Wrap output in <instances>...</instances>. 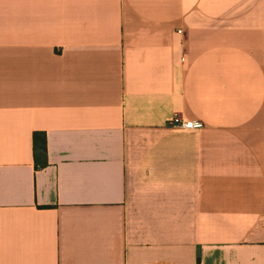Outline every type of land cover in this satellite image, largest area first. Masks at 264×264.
I'll list each match as a JSON object with an SVG mask.
<instances>
[{"label": "crops", "instance_id": "1", "mask_svg": "<svg viewBox=\"0 0 264 264\" xmlns=\"http://www.w3.org/2000/svg\"><path fill=\"white\" fill-rule=\"evenodd\" d=\"M0 264H264V0H0Z\"/></svg>", "mask_w": 264, "mask_h": 264}, {"label": "built area", "instance_id": "2", "mask_svg": "<svg viewBox=\"0 0 264 264\" xmlns=\"http://www.w3.org/2000/svg\"><path fill=\"white\" fill-rule=\"evenodd\" d=\"M167 125L174 129L185 130H201L205 126L204 122L200 120H187L180 116H174L171 120H169Z\"/></svg>", "mask_w": 264, "mask_h": 264}, {"label": "trees", "instance_id": "3", "mask_svg": "<svg viewBox=\"0 0 264 264\" xmlns=\"http://www.w3.org/2000/svg\"><path fill=\"white\" fill-rule=\"evenodd\" d=\"M34 150L36 161L40 165L46 164L47 146L46 139H41L38 134L34 136Z\"/></svg>", "mask_w": 264, "mask_h": 264}]
</instances>
